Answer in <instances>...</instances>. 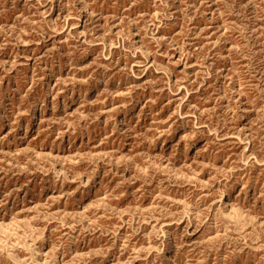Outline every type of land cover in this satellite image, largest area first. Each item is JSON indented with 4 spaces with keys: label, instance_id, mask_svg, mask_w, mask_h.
<instances>
[{
    "label": "rangeland",
    "instance_id": "rangeland-1",
    "mask_svg": "<svg viewBox=\"0 0 264 264\" xmlns=\"http://www.w3.org/2000/svg\"><path fill=\"white\" fill-rule=\"evenodd\" d=\"M0 264H264V0H0Z\"/></svg>",
    "mask_w": 264,
    "mask_h": 264
}]
</instances>
